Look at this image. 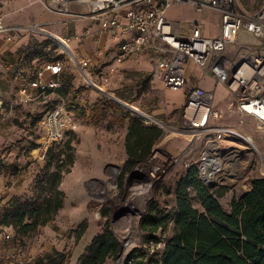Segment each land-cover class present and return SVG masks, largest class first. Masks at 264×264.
I'll return each instance as SVG.
<instances>
[{"label":"built area","instance_id":"built-area-1","mask_svg":"<svg viewBox=\"0 0 264 264\" xmlns=\"http://www.w3.org/2000/svg\"><path fill=\"white\" fill-rule=\"evenodd\" d=\"M53 11L65 12L68 7L84 6L82 18H89L100 30L119 39L114 62L150 56L166 90L184 92L180 118L169 125L159 119L152 124L161 129L162 135L154 144L151 154L136 164L145 176L156 183L162 181L175 165L184 158L188 171L195 168L201 183L209 190L219 188L233 190L258 164L260 178L264 179V153L253 137L237 130L232 122L237 116L239 124L250 119L255 128L264 130V0L255 10H247L240 0H44ZM178 5H190L200 16L215 14L219 18L217 36H203L200 24H194L192 32L183 36L178 24L167 19L168 9ZM65 6L67 8H62ZM64 11H63V10ZM71 14V12H70ZM74 16V15H72ZM48 23L34 22L21 26H8L0 22V35L10 38L16 34L43 37L50 41L54 56L44 58L42 66L23 83L17 93L19 99L9 103L0 98V109L7 116L23 103L44 101V115L39 120L46 137L52 135L48 147L65 131L75 127V115L68 109L63 97L57 94L61 87L60 76L66 60H70L83 83L96 91L100 84L94 82L90 69L91 60L79 59L69 46L71 37H62L49 30ZM91 28L76 40L88 38ZM58 42L66 46L60 48ZM100 55L101 50H95ZM64 56L54 60L55 56ZM192 65L198 72L196 82L189 83ZM107 73L100 76L108 80ZM204 81H209L206 86ZM222 86L226 92L227 116L215 107V92ZM29 90L34 91L33 94ZM49 99L55 103L50 104ZM33 112V111H32ZM34 113V112H33ZM175 128V129H174ZM169 130L174 137L187 142L180 156H172L163 149L169 140ZM200 143V150L197 148ZM198 144V145H197ZM47 147V148H48ZM46 148V150H47ZM187 160V161H186ZM249 188L243 190L248 193ZM243 195V194H242ZM3 201L0 196V202ZM4 204L5 202H1ZM6 229V228H5ZM4 239H10L8 235ZM20 252L9 255L11 264H23ZM126 256L116 263L123 264Z\"/></svg>","mask_w":264,"mask_h":264},{"label":"rangeland","instance_id":"rangeland-1","mask_svg":"<svg viewBox=\"0 0 264 264\" xmlns=\"http://www.w3.org/2000/svg\"><path fill=\"white\" fill-rule=\"evenodd\" d=\"M240 1L247 10H255L263 0ZM84 9V6L68 7L65 9L67 12L65 13L50 10L44 0H0V22L4 25L13 26V24H18L14 22L15 20H21L25 22L17 25L21 26L43 20V15L46 13H55L64 20L59 21L56 18L55 22L51 21L54 30L63 35L69 31L68 35L72 37L74 36L72 33L74 32L75 21L83 19L79 15H82ZM170 14L175 18H182L184 23L192 16L189 9H175ZM198 22L202 32L205 29H208L211 34L215 32L216 26L213 25L211 15L208 18L200 16ZM44 42L46 44L42 45ZM35 48H37L35 54H40V49L45 50L44 48H46V53L52 49L50 41H46L43 37L36 40ZM4 63L5 66H8V63ZM64 65L67 67L68 74L70 72L76 76L75 78H79L78 71L70 60H66ZM193 71L198 75L196 69ZM92 73L94 82L100 84L102 91L96 92L83 83L81 79L79 82L76 81L75 85L79 89V94H75V87L73 90H68L64 100L68 109L75 115V127L65 131L62 138L56 140L53 151L46 154L45 157L46 148L52 135L49 134L46 137L45 128H40L37 120V116L44 115V101H39L33 106L35 108L34 113H28L19 107L13 111L12 115L8 116L5 111H0V196L3 200L1 202L24 203L38 199L41 204L44 198L50 195V186L41 185L44 179L57 167L61 169L62 173L65 170L70 171L68 174H64L59 186L64 195L63 207L53 220L45 226L37 225L34 229L30 228L20 241L15 240V232L11 228L0 227V264L13 263L9 259V255L16 251L22 255L21 260L24 258L23 264H60L61 260H63V264H74L78 254L77 245L74 243V230L82 221H86L88 226L92 228L91 233L96 229L95 227L102 230L105 222H108L109 228L120 241L119 254L121 253V238L116 232L114 221H110V215L124 208L126 212L119 215L116 220L125 218L126 214L130 212L128 211L129 206H124L127 204L125 200L129 198L130 194L141 193L142 189L139 187L145 182L143 177L147 176L144 172H140L138 177L132 178L131 176L128 178V173L124 178L122 187H119L118 177L126 159L124 138L127 125L118 122L117 119L110 118L93 125L90 121L89 109L97 101L107 100L120 107L123 112L137 118L128 107L117 104L116 99L136 107L152 119H159L174 126L180 118L182 105L179 109V105L168 99L165 94L166 89L162 88L160 83L157 85L151 82L148 76L145 77L149 78L147 91L140 93L132 91L129 94L128 89L133 87L134 82L128 84V82L125 83V79L109 78L108 73L106 74L108 80L102 82L99 75L96 76L94 72ZM190 82H194V77L190 79ZM123 84L128 85L124 87ZM122 94H126V100L122 99ZM175 95L179 97L180 101L184 100V92H178ZM11 97L13 98V96ZM48 102L50 104L55 103L52 99H49ZM226 104V92L222 86H219L215 92V107L225 113V116H227ZM167 109H170V113L165 114L163 110ZM83 111L85 116L81 114ZM231 117L232 122L227 118H224L222 122L233 123L237 130L251 135L260 151L264 153V130L255 128L254 122L250 119L239 124L237 116ZM140 121L143 124L153 126V121L149 123ZM167 140L169 141L164 144L163 149L172 156H180L187 144L185 139L170 135ZM200 147L199 143L197 153H199ZM184 162V158L181 159L162 181L155 183L151 188L148 203L136 224L137 242L131 246L123 264L126 263L130 255H133L134 259L130 264H139L138 257L145 262L148 259L159 258L162 253L165 243L172 235L173 214L176 208L175 189L179 180L187 172ZM135 167L136 165L133 169ZM245 177L243 181L237 183L233 190H228L223 197L218 199L225 211H229L233 199L240 200L242 198L241 195L245 194L243 190L251 189L250 180L252 178H260L256 161L253 163L250 173ZM107 190L116 191L120 199L118 198L112 203L100 204L97 197ZM1 202L0 217L8 209V205ZM151 208L159 215H166L167 219L164 231L158 230L155 234L147 236L141 229V223ZM106 209H109V215L104 217L103 212ZM122 219L120 222L124 224L123 221L125 220ZM41 220L42 218L39 219V222ZM31 221L32 219L26 220V223L29 224ZM6 235L10 239H4ZM118 256L107 260L105 264H119L116 263Z\"/></svg>","mask_w":264,"mask_h":264},{"label":"trees","instance_id":"trees-1","mask_svg":"<svg viewBox=\"0 0 264 264\" xmlns=\"http://www.w3.org/2000/svg\"><path fill=\"white\" fill-rule=\"evenodd\" d=\"M47 43L49 45V42ZM45 44L46 42L42 45ZM53 50V47L49 49L48 54L44 55L45 58H48V55L54 56ZM63 58L62 55L55 56L54 60ZM48 59L51 61L52 58ZM74 79V75L70 72L68 74L67 67H64L60 76L62 85L57 89V94L64 98L68 90L75 89ZM75 94H79V89L76 88ZM81 114L85 116L84 111ZM42 116H37V120ZM89 117L93 125L109 118L127 125L124 138L126 159L118 177L121 188L125 176L137 163L151 154L152 147L161 137L162 131L154 125L143 124L140 121L142 119L130 116L107 100L97 101L89 109ZM55 142L47 148L44 157L53 151ZM69 172L65 170L62 173L57 167L44 179L41 185L50 186V195L46 196L41 204L38 199L24 203L6 201L8 209L0 217V227L11 228L15 232V240L20 241L30 228L45 226L53 220L63 207L64 195L59 186L64 174ZM250 185V191L240 200L233 199L229 211H225L218 199L228 190L207 189L201 183L198 171L195 168L189 169L175 189L176 208L171 237L165 243L159 258L144 262L138 257L139 264H264V179L252 178ZM108 215L109 209L104 210L103 216ZM40 218L42 220L39 222ZM29 219L32 221L27 224L26 220ZM166 219V215H159L151 208L141 223V229L147 236L155 234L158 230L164 231ZM87 230L86 221H82L74 230L76 245ZM120 246V241L109 228V223L105 222L101 232L85 247L75 264H105L107 260L118 256ZM132 260L133 255H130L125 264H130ZM63 263L61 260L60 264Z\"/></svg>","mask_w":264,"mask_h":264},{"label":"crops","instance_id":"crops-1","mask_svg":"<svg viewBox=\"0 0 264 264\" xmlns=\"http://www.w3.org/2000/svg\"><path fill=\"white\" fill-rule=\"evenodd\" d=\"M175 9H189L192 13V16L184 23V20L182 18H175L170 14L171 11ZM166 17L171 22L178 24V32L183 36L189 35L192 32L193 25L199 23L198 20L200 19L199 13L190 5L173 6L168 9ZM56 18L59 19V21L64 20V18L60 17L58 14L56 15L55 13H46L45 15H43V20L33 21L31 23H48L50 24L48 28L51 32L56 33L62 37L69 36V31H66V33L63 35L57 33V31L54 30V25L51 21L55 22ZM211 18L213 25L216 26L215 32L211 34L208 29H205L204 32H202L200 29L199 31H201L200 33L203 36L214 37L217 36L220 32V23L218 16L215 14H211ZM14 22H17L18 24L13 25L25 23L21 20H15ZM88 28H91V33L88 38H85L83 40H76L74 38L75 36H79L80 34H82ZM59 32L61 33V31ZM72 34L74 36L71 37L72 40L70 42V47L79 59L91 60L89 66L91 71L94 72L96 76L101 75L102 73H108L109 78L112 77L118 80L125 79V83L128 82V84L129 82H131V84L132 82H134L133 87L130 86L131 88L128 89L129 94H131L132 91L134 93L147 91V81L149 78L151 82L156 83L157 85L160 83L162 88H164L160 79V75L158 74L156 66L152 62L150 56H143L139 59L129 60L119 65L116 64L113 60L116 53V48L119 43V39H114L110 33L101 31L99 25L92 22L89 18L76 20L74 24V32ZM38 39L39 36H30L26 34H16L10 38L0 35V98L3 100V102L9 103L12 101H17V99H19L17 93L18 89L22 86L23 83H27L30 78L32 79V75L42 66L44 58L46 57L44 55L48 53L45 52L46 48H44L45 50L40 49V54H38V56L35 54L37 53V51L35 52V49H37L35 48V43ZM97 49L101 50L100 55H95L94 52ZM41 54H43V56H41ZM4 62H6V64L8 63V66H5ZM188 68L192 73V77L195 74V71H193L195 68L192 65H189ZM147 76L149 78H145ZM198 76L199 75L197 74L193 76L194 82H196L195 78ZM74 77L76 76L74 75ZM193 77L191 79H193ZM76 81L79 82L80 77H77L73 80L74 86L76 85ZM119 84L122 86L121 82H119ZM128 84L123 85L125 87ZM204 84L207 86L209 84V81H204L203 85ZM124 92H126V90H124ZM178 92L179 91L166 90L165 94L168 96V99L171 100L174 104L179 105L180 109L181 105H183L181 103L184 102V100L180 101L179 97L175 95V93ZM29 93L33 94L34 91L29 90ZM148 95H150V93H148ZM11 96H13V98ZM122 96V99L126 100V94H122ZM36 104H38V102L23 103L20 105L19 109L28 111V113H33L35 112V108H33V106ZM169 110L170 109L163 110V112L165 114L170 113ZM0 111L5 110L0 109ZM12 113L10 115H12ZM95 228L96 229L91 233L92 228L88 226V230L77 244L76 247L78 254L75 257V263L77 262L78 257L84 252L85 247L96 235L101 232V230H99L97 227Z\"/></svg>","mask_w":264,"mask_h":264},{"label":"bare ground","instance_id":"bare-ground-1","mask_svg":"<svg viewBox=\"0 0 264 264\" xmlns=\"http://www.w3.org/2000/svg\"><path fill=\"white\" fill-rule=\"evenodd\" d=\"M62 8L64 9L67 7L62 6ZM58 44L62 50L67 51V48L65 45H63L61 42H58ZM118 103L123 105V103H121V101L120 102L118 101ZM129 110L131 111V113L134 116L142 119L145 122L149 123L152 121V118L148 114L144 113L143 111L137 109L134 106H129ZM169 133H170V135H173L174 131L169 130ZM140 172L143 173V171H141L140 169L135 171L132 174V178L138 177ZM143 179L145 180V182H143L141 187H139V189H142L141 193L140 194H130L129 198L127 200H125L126 201L125 203H127V204H124V206L128 205L129 206L128 211H130L128 214H126L125 218H123V219L121 218L122 220H125V221H123V222H125L124 223L125 225L121 224V222H120L121 219L114 221V227L116 228V232L119 235V237L121 238V243H122V249H121V253H120V259L121 260L127 255L131 246L137 242V236L135 235L136 224L138 222L140 215L143 213V211H144V209L148 203L151 188L156 183L155 180H151L147 177H143ZM97 198H99L100 204L107 203V202L112 203V202H115V200H117L119 198V194L116 191L107 190V191H105V193L103 192L102 194L98 195ZM123 210H124V208H123Z\"/></svg>","mask_w":264,"mask_h":264},{"label":"water","instance_id":"water-1","mask_svg":"<svg viewBox=\"0 0 264 264\" xmlns=\"http://www.w3.org/2000/svg\"><path fill=\"white\" fill-rule=\"evenodd\" d=\"M115 101H116L117 104H119V103H118L119 100H116V99H115ZM119 102H120V101H119ZM121 103H123V102H121ZM119 105H121V104H119ZM121 106H126V107H128V109H129V105L126 104V103H123V105H121ZM133 172H135V169H133V171H131V172L129 173L128 178H130V177L132 176ZM128 178H127V179H128ZM245 194H246V193H245ZM245 194L241 195V197H243ZM125 212H126V210H120L119 212L112 213V214L110 215V221H115V220L119 217V215H122V214L125 213ZM119 259H120V254H119ZM120 260H121V259H120Z\"/></svg>","mask_w":264,"mask_h":264}]
</instances>
